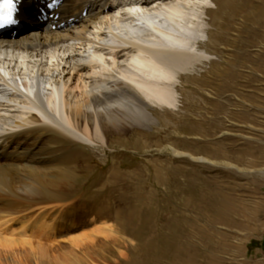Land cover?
Instances as JSON below:
<instances>
[{"label": "rangeland", "instance_id": "1", "mask_svg": "<svg viewBox=\"0 0 264 264\" xmlns=\"http://www.w3.org/2000/svg\"><path fill=\"white\" fill-rule=\"evenodd\" d=\"M213 1L200 45L211 60L182 75L176 107L153 108L150 128L112 131L106 146L16 143L25 157L9 177L38 158L59 177L48 187L65 204L57 224L32 227L35 211L12 222L53 235L48 263L264 264V0ZM102 226L108 237L69 242Z\"/></svg>", "mask_w": 264, "mask_h": 264}, {"label": "bare ground", "instance_id": "2", "mask_svg": "<svg viewBox=\"0 0 264 264\" xmlns=\"http://www.w3.org/2000/svg\"><path fill=\"white\" fill-rule=\"evenodd\" d=\"M57 1L61 7L44 21L39 7L47 0H21L19 19L26 28L15 38H0V264H50V246L42 241L53 244V235L12 222L35 211L32 227L54 225L65 211V204L57 206L63 197L48 189L59 177L40 168L39 158L23 163L24 174L9 177L8 170L20 169L13 162L25 157L16 143L57 136L106 146L112 131L150 128L153 108L176 107L182 75L211 60L200 45L211 38L213 0ZM110 233L102 226L91 240L69 242L81 249Z\"/></svg>", "mask_w": 264, "mask_h": 264}, {"label": "snow or ice", "instance_id": "3", "mask_svg": "<svg viewBox=\"0 0 264 264\" xmlns=\"http://www.w3.org/2000/svg\"><path fill=\"white\" fill-rule=\"evenodd\" d=\"M0 7L6 9L5 13L0 14V27L15 23L14 13L16 5L14 0H0Z\"/></svg>", "mask_w": 264, "mask_h": 264}, {"label": "trees", "instance_id": "4", "mask_svg": "<svg viewBox=\"0 0 264 264\" xmlns=\"http://www.w3.org/2000/svg\"><path fill=\"white\" fill-rule=\"evenodd\" d=\"M254 244H259V243H254ZM261 245L264 248V241L261 243Z\"/></svg>", "mask_w": 264, "mask_h": 264}]
</instances>
